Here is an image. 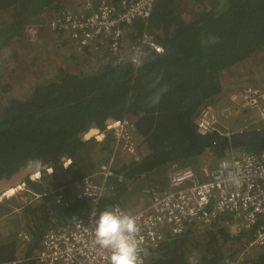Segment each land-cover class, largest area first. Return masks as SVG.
<instances>
[{"label": "trees", "instance_id": "1", "mask_svg": "<svg viewBox=\"0 0 264 264\" xmlns=\"http://www.w3.org/2000/svg\"><path fill=\"white\" fill-rule=\"evenodd\" d=\"M192 1L157 0L147 31L164 50L145 57L142 66L103 64L84 77L58 68L57 76L35 82L27 98L0 104V177H9L31 164L52 169L41 181H25L40 200L37 205L22 207L21 219L31 237L24 257L33 255L45 231L89 210L88 202L77 199L71 187L88 175L90 166L83 159L94 153L95 146H100L97 153L103 154L105 161L113 152L109 137L101 143L83 141L89 128H104V118L130 119L146 151L138 162L130 160L122 167L117 156L116 170L124 180L102 207L120 204L121 196L133 185H162L171 164L191 167L203 156L223 159L229 150L264 151V127L228 140L216 134L201 136L193 123L202 105L215 98L222 102L221 71L264 54V0H195L199 9L194 14L182 12L181 5L187 9ZM63 3L0 0V51L22 39L25 28L44 14L64 8ZM135 29L134 42L142 27L136 25ZM165 85L167 91L160 103L149 107L150 97ZM237 90H230L227 99ZM63 157L71 161L65 169ZM182 237L158 247L157 264H185L182 255L187 240ZM206 237L200 264H232L238 249L244 247L245 237L231 238L222 229L207 232ZM230 242L231 249H225ZM17 251L14 238L4 240L0 262L16 261ZM244 263L264 264V248Z\"/></svg>", "mask_w": 264, "mask_h": 264}, {"label": "built area", "instance_id": "2", "mask_svg": "<svg viewBox=\"0 0 264 264\" xmlns=\"http://www.w3.org/2000/svg\"><path fill=\"white\" fill-rule=\"evenodd\" d=\"M156 2L81 0L80 13L62 8L44 14L25 28L23 36L27 42L36 43L40 31L46 28L51 34L66 38L78 52L90 50L99 54L107 51L104 64H133L134 56L143 61L150 54L163 53V46L147 31ZM136 25H140L142 31L134 42ZM259 66L253 84L228 96L235 109L220 105L215 98L197 110L193 118L197 134H216L229 140L251 125L258 126L257 130L264 127V59ZM236 110L254 112L255 118L251 122L243 120L241 127L233 129L230 122L238 119L235 118ZM107 137L113 140L112 154L77 184V199L88 202L89 210L70 218L65 225L45 231L30 258L24 257L25 250L16 261L0 264H110V252L95 243L96 220L101 211L116 206L126 212L116 203L106 207L101 205L124 180L123 174L116 170L117 156L138 162L144 151L140 146L142 137L130 119L104 126L94 139L101 143ZM70 163L69 159L62 162L63 169ZM51 171L50 168L46 170L48 174ZM40 174L36 173L28 180L36 181ZM165 179L164 187L147 186L148 204L130 214L135 217L139 229L137 240L143 264L161 244L180 238L190 226L206 232L222 229L234 239L245 237L243 245L248 250L264 248V151L229 150L214 169L203 168L198 173L174 163L168 167ZM25 186L24 182L16 188ZM27 191L40 198L28 188ZM14 240L20 250L27 248L31 240L29 231L22 227Z\"/></svg>", "mask_w": 264, "mask_h": 264}, {"label": "rangeland", "instance_id": "3", "mask_svg": "<svg viewBox=\"0 0 264 264\" xmlns=\"http://www.w3.org/2000/svg\"><path fill=\"white\" fill-rule=\"evenodd\" d=\"M198 1L193 0L187 9H184L182 4L181 11L188 15L194 14L196 10L199 9ZM263 55L264 54L261 53L260 55L256 57L254 56L230 69L221 71V83L224 90L222 91V96L220 97V99H222V102L219 103L220 105H228L235 109V106L228 101L229 99H227V94L230 90L239 89L245 85L253 84V77L255 73L254 69L256 70V68L261 65L259 62H263ZM63 59L64 58L61 57V53L57 51V48L54 45L43 44L42 41L38 40L36 43H29L26 42L24 38L15 40L9 48L0 51V104L3 103V101H8L9 99L27 98L30 95V90L35 82H44L50 80L52 75L57 76V69L59 68L57 66L61 61H63ZM64 63H66V61H63V64ZM236 111L235 118L237 119L241 112L239 110ZM240 116L241 117H239V119L235 122H230L233 129L241 127L243 120L253 121L255 118L254 112L248 113V116H251L250 118L252 119L245 118L243 115ZM257 127L258 126H254L256 129ZM254 128L251 125L249 129L243 133L253 131ZM90 140L98 143L94 138H91ZM99 149V145L95 146L94 153H91L88 156L86 155L83 159V163L90 166L88 174L94 171L102 162L105 161L103 154L97 153ZM141 150L145 152L146 149L144 150V148L141 147ZM219 160L220 159H216L211 156H204L191 164L190 168H193L198 172L203 168L212 170L216 167ZM126 161H128V159L120 158L119 164L126 163ZM42 173H44V175H42ZM48 175L50 174L46 171L41 172L40 177L33 182L41 181V177H48ZM152 180L153 178H151V180L147 179L146 183L151 182ZM161 184L162 185L160 186L164 187L166 185V179H163V183ZM145 189L146 186H144L143 183H139L136 186L133 185L130 188L128 187L125 197L122 196L124 197V203H121L120 201L121 205L123 204L124 210L128 214L134 213L132 208L141 207L144 199L148 198V196L145 195ZM71 190L75 195L78 188L77 186H74L71 187ZM0 198V243H3L4 240L7 239H15L19 230L22 227L26 228V222L21 219L22 207L27 204L37 205L40 199L35 198L30 192H28L26 186L25 188L17 189L13 194ZM206 234L207 232L204 229L197 228L196 226H190L187 228L184 234L187 241L182 255L185 264L201 263V256L207 243ZM230 245L231 242L229 245H225L223 247L228 249ZM18 249L17 257H22L23 251H25L26 248H22L20 250L19 246ZM262 249L263 248L248 250L244 247L242 249H238L237 259L232 262V264H245V260L251 258L255 251ZM158 256L159 255L156 252L153 253L144 264H157L159 262Z\"/></svg>", "mask_w": 264, "mask_h": 264}, {"label": "clouds", "instance_id": "4", "mask_svg": "<svg viewBox=\"0 0 264 264\" xmlns=\"http://www.w3.org/2000/svg\"><path fill=\"white\" fill-rule=\"evenodd\" d=\"M132 63L137 67L142 66V60L138 56L132 58ZM166 91V85L158 88L156 93L150 97L148 106L158 105ZM138 231L135 217L118 206L105 209L100 212L96 220L95 243L110 252V264H143L137 240Z\"/></svg>", "mask_w": 264, "mask_h": 264}, {"label": "crops", "instance_id": "5", "mask_svg": "<svg viewBox=\"0 0 264 264\" xmlns=\"http://www.w3.org/2000/svg\"><path fill=\"white\" fill-rule=\"evenodd\" d=\"M63 7L68 8L73 12L80 13L81 12V0H64ZM134 36L132 40L134 39ZM38 41H42L43 44L54 45L57 48V51L61 53V57L64 58L63 61H66V63L63 64V61H61L57 67L59 68L63 67V69L66 72L75 74V75H80L83 77L97 72L104 64V57L108 54L107 51H101L99 54H95L91 52L90 50H85L84 52H78L73 46V44L70 43L68 40H66V38L51 34L46 28L40 31ZM76 58L79 60H77ZM254 71L256 72L255 69ZM52 78H53V75L51 79ZM222 90H224L223 86H222ZM240 115H243L245 118L252 119L250 118L251 116H248V113H241ZM240 115L239 117H241ZM122 196L125 197V195H122ZM122 196L120 198V201L121 203H124L123 202L124 197ZM147 204H148V198H145L142 206L139 208L141 209L145 207ZM121 206L124 209L123 204ZM139 208H132V210L133 212H135L136 210L138 211Z\"/></svg>", "mask_w": 264, "mask_h": 264}, {"label": "water", "instance_id": "6", "mask_svg": "<svg viewBox=\"0 0 264 264\" xmlns=\"http://www.w3.org/2000/svg\"><path fill=\"white\" fill-rule=\"evenodd\" d=\"M114 122V119L112 117L104 118V121L102 122L103 126L110 125ZM99 129L97 127H91L88 129V131L83 135V141H88L91 138L93 139L96 135H98ZM67 158L63 157L61 159L62 162L66 161ZM49 169L47 165H37V164H31L28 166L21 167L14 171L9 177L3 176L0 177V195L4 194L6 191L16 188L20 186L24 181L29 179L30 176L40 173L42 171H46Z\"/></svg>", "mask_w": 264, "mask_h": 264}, {"label": "bare ground", "instance_id": "7", "mask_svg": "<svg viewBox=\"0 0 264 264\" xmlns=\"http://www.w3.org/2000/svg\"><path fill=\"white\" fill-rule=\"evenodd\" d=\"M36 177H37V176H36ZM33 178H35V177H33ZM17 189H18V188H12V189L6 191L4 194H2V195H0V196L3 198V197H5V196H8L9 194H13ZM11 190H12V191H11ZM10 191H11V193H10Z\"/></svg>", "mask_w": 264, "mask_h": 264}]
</instances>
